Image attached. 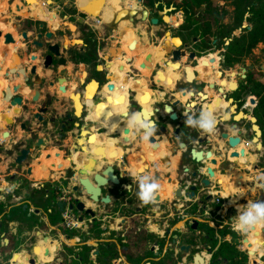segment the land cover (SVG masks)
I'll list each match as a JSON object with an SVG mask.
<instances>
[{
  "label": "flooded vegetation",
  "instance_id": "obj_1",
  "mask_svg": "<svg viewBox=\"0 0 264 264\" xmlns=\"http://www.w3.org/2000/svg\"><path fill=\"white\" fill-rule=\"evenodd\" d=\"M49 1L56 8L50 24L42 22L40 28L38 19H21L19 15L15 18L13 29L18 39L14 38V43L8 44L14 45L11 65L6 57L0 71V166L3 167L0 186H11L10 191L0 190L4 191L6 203L0 221V264L17 262L21 250L17 248L16 238L22 234L19 229L23 228L24 222L33 229H44L42 215L46 214L51 223L57 221L61 225L57 202L63 205V201L59 200L58 193L68 192L74 201L77 198L73 197L74 190L82 187L79 177L84 174L90 178L91 173L104 170L113 172L118 178L103 185L104 192L112 188V199L106 203H111L112 207L106 208L98 219L104 216L109 222H92L81 233L62 229L59 248L45 264H110L105 261L109 256L116 264H179L183 257L187 261L189 256L194 263L195 254L201 256L202 263L194 264H211L223 237L221 231L230 226L228 221L224 222L221 212L217 214L221 205L213 202V195L220 194L209 190H216V182L199 189L204 195L211 194L210 200H204L200 195L191 200L185 196L177 197L169 202L168 211L164 212L162 207H156V201L142 205L135 195L140 175L137 178L131 175L130 164L140 162L137 173L148 167L146 161L132 160L138 154L145 157L144 152L134 151L143 134L129 128L121 119V113L147 109L148 118L156 121L157 131H166V126L172 133L179 130L175 133L179 135L177 139L168 135L164 137L166 140L159 138L164 139L165 144H171L170 147L175 149L172 154H178L177 180L186 167L190 174L198 168L197 164L192 168L189 166L193 163L191 150L204 157L216 153L219 144L223 143L221 150L226 155L227 142L222 133H232L227 123H217L213 133L205 134L186 125L182 112L190 110L193 116H199L206 111L217 96L218 86L227 85L226 76L234 71L236 88L227 93L223 102L232 98L230 106L236 105L237 111H242V119L247 114L256 117L253 109L257 99L249 88L256 83L253 77L251 82L249 79L255 72L257 89H261L264 58L260 50L264 43L258 40L247 50L244 38L247 37L245 29L251 28L247 21L250 7L246 6L241 23H236L235 0H224V4L230 1L234 6L232 17H227L228 11L222 10L226 5L204 7L198 12L189 7V4H215L216 0L201 3L181 0L179 4L171 0H143L135 14L130 12L132 9H122L112 13L109 22H105L99 19L100 16L95 19L79 12L73 0ZM249 4L258 2L249 1ZM123 10L125 13L120 15ZM125 18L130 19L133 31L138 22L145 21L143 36H138L144 48L136 45L130 50L127 47L128 40L122 34L125 30L118 24ZM163 22H169L171 26L170 44ZM23 33L26 40L21 37ZM46 61L49 64L44 67ZM167 72H181L182 81L169 77ZM163 74L168 78H162ZM250 97L255 99L254 104L250 103ZM166 104L176 113L174 121L164 111ZM41 109L45 110L40 112ZM224 118L228 116L224 115ZM256 122L261 128L258 120ZM39 141L40 145L34 152H29L22 165L12 163L19 150L30 148ZM220 167H227V163L223 162ZM191 185L197 186L198 179L188 177V183H182L180 187L187 191ZM127 186H131V190L128 191ZM19 191L27 193L33 203L39 200V206L23 208L24 204L16 205L8 193ZM136 208H141L142 212L136 213ZM188 215L205 222L190 229L196 224L191 220L184 222ZM138 216L142 217L139 219L142 228L136 230L134 221ZM18 217L24 222L19 223ZM38 218L41 223H32ZM115 218L120 220L114 223ZM124 219L126 223L119 227ZM143 226L148 228L145 231L151 242L138 249L140 256L137 255L140 252L123 250V243L114 253H103L105 237L113 240L124 236L131 240L144 231ZM92 230H97L99 237L93 236ZM90 235L93 243L88 242ZM184 244L191 245L187 253L180 249ZM136 258L140 261L136 262ZM218 264L229 263L220 258Z\"/></svg>",
  "mask_w": 264,
  "mask_h": 264
},
{
  "label": "crops",
  "instance_id": "obj_2",
  "mask_svg": "<svg viewBox=\"0 0 264 264\" xmlns=\"http://www.w3.org/2000/svg\"><path fill=\"white\" fill-rule=\"evenodd\" d=\"M48 1L49 0H36V3L33 6L32 5L29 6L25 3V0H0V30H2L3 33L9 31L12 33L13 38L18 39V36L16 35V32L13 29L14 24H15L14 23L15 18L18 17V15H19V16H22V17H20L21 19H23V18H29V19H33V20L38 19L36 16V9L38 8L39 5L44 6L47 10L56 9L54 7V3L50 4L49 3L50 1L49 2ZM110 1L111 0H103V1H101V0H79V2H78V0H76L75 6H77V10L79 12H80V10L78 8L79 5H86L91 10H98V12H99L98 14L100 16L99 19L102 20V18H103V21L106 22L110 19L112 13L117 12V11L122 10V9H136V8H139L138 6L140 5V3L136 2L135 0H120L118 2L119 5L116 4L117 8H115V10L112 11L111 13L107 14L106 9H107L108 3ZM114 2H115V0H114ZM16 7H22V8L16 9ZM125 11L126 10L121 11L120 15L124 14ZM38 20H40L41 23L46 22L47 24H50L48 18H42V19H38ZM130 23H131L130 19H127V18L120 20L118 23L120 28L125 30V31H122V34L124 36V39L128 40L127 47L129 46L130 40L133 37H137L139 39V43L137 45H139L141 48H144L145 45L140 43L141 39L138 36H143L142 29L145 26V21L142 20L141 22H138L134 31L131 29ZM166 40H170L169 36L167 37ZM141 45H143V46H141ZM4 49L7 51V56H6L7 57L6 59L8 61L7 63H8V65H11L10 61H11L12 56H13L12 53L14 52V45L5 46L3 44L2 37H0V52ZM129 49L133 50L134 48H129ZM126 59H127V57H126ZM168 75H169V77H172L175 80H181L182 81L183 75L181 72H175V73L169 72ZM183 81H184V79H183ZM225 90H226V88H225ZM180 95H183V94H180ZM187 96L188 95H186V97ZM186 97H184V99H186ZM0 105H1V97H0ZM185 112H186V110L184 112H182V116L184 118H186L184 116ZM224 113H228V112H226V109H224ZM190 115H192V113ZM250 116H251V114H247V118H249ZM260 140L262 142V149L257 150V151L254 150V145L250 141H247L245 139L242 140L240 145L245 148V153H246L245 157H243L240 160V161L244 162L243 166L238 165L235 162H232L230 165V168L226 169L225 171L221 170L219 155H220V152L221 153L224 152L221 150L223 143L219 144V149L216 150V153H214L212 155L217 160V165L215 166V177L213 178V181L216 182V179H222L223 182H229L231 184L227 188V190H224L222 185H220V186L217 185L216 190H214V192L216 194L220 193V195L222 197L223 204L220 206V210H221V214H222V217L224 219V222L228 221L229 225H231V219L237 215L236 209H237L238 205H245L248 202V200L257 201L258 196L260 195V190H258V189L253 190L254 186L258 182H261V181H259L258 178L264 177V166L260 167L258 165L259 162L262 160V157H264V142H263L262 135H261ZM160 142H161V147L158 148L157 150H153L151 144L148 143L147 141H145L144 139H142V141L138 145H136V148L134 149V151H140V152L145 153L146 163H147L148 167L142 173H137L136 168L139 167V164H140V162L138 161L135 163H131L130 169L132 170L131 175L133 174L135 176V178L138 177V174L140 176L141 175L152 176L156 179V181L158 183L161 184L160 191L158 192V194L160 195V200L158 201V204L156 205V207H162V209H163L162 211L164 212V211H168V208L170 205L169 202L172 200H176V199H174V198H177L175 192L181 186V184L179 182V179L177 180L178 154H172L173 148L170 147L171 144L170 145L165 144L166 142L164 139L160 140ZM254 164L257 165L256 169L254 168ZM39 167L40 166H37L36 168H38L40 170L41 167L40 168ZM1 170H3L2 166H0V171ZM41 170H43V169L41 168ZM238 174H243L242 184L244 185V187H242L240 189H237L236 187H234V185L232 183L234 181V178ZM91 175H92V173H91ZM173 181H174V183H173ZM223 186H224V184H223ZM111 189L112 188L108 189L107 191H105V193L110 194ZM209 190L211 193H213V188H210ZM0 192H1L0 198H2L4 195V192L3 191H0ZM239 193H244V194L241 196H236ZM8 194H9V197L11 195L10 200H13V202L16 203V205L25 204L26 202H29L30 208L35 207L34 203L30 201V198L28 196H26L27 193L19 191V192H10ZM73 195L75 197L79 198L81 201H83L85 203L86 207L91 208L96 213V216H97L96 218L103 215L100 213L102 211H106V208L108 209L109 207L110 208L112 207L111 203L106 205V203L94 202L91 199H88V197H81V196H78L76 194H73ZM250 195H253V198H250L249 197ZM110 199H112V196H110ZM179 207H180V204H179ZM73 210L76 211L75 209H73ZM76 212H78V211H76ZM1 215H2V213H0V221H1V217H2ZM84 216L90 217L88 215H84ZM42 217H43V220L45 221V224H43V227H45L44 229H41V228H36V229L34 228L33 229L32 227L27 225L23 221V219L18 217L19 223L24 222V226L22 229L20 227L19 233L21 232L22 234L26 235L25 238H27L28 235L34 234L35 231H37V229H39L40 231L50 235V239H54L53 236H57L56 239H58L59 241H62L60 239H63V236H62L63 233L61 232L62 228H61V225L59 224V222L52 221V223H51L48 220V217L46 214H43ZM139 219H142V217L138 216V220L134 221V223H136V225H135L137 228L136 230H139V228H142V227H140ZM217 219H219L218 216H217ZM59 220H60V218H59ZM114 220H115L114 223H117L120 219L115 218ZM146 229H148V228L146 226H143V230L145 231ZM47 231H48V233H47ZM51 231H52V233H49ZM144 231H141L140 232L141 234L139 233L140 235H138L137 234L138 232H136L135 235L136 236L138 235V236L131 238V241H129L130 239L126 240V238L120 239L121 244L123 243L124 246L126 247L123 250H128V252L131 251L132 253L134 251L140 252V251H138V249L142 248V246L145 247L146 244L148 245L151 242V239L149 238V235H147L146 231H145V233H144ZM140 236H142V237H140ZM92 238H93L92 235H90V237L88 238L89 243H93ZM139 238H144V240L141 241L142 239H139ZM106 239L107 238L105 237L104 240H106ZM59 241H56L55 244L52 247H50L51 255L49 257L45 258L43 256V254L37 256V264H45V262H48L53 257L56 250L59 248V244H58ZM36 244L40 245L41 250H43L44 247L48 246L47 243H42V241H38V242L34 243V245H36ZM139 245H140V247H139ZM116 246L119 247V245H116ZM118 252H119V250H118ZM26 254L27 253H25L24 251H20L18 254L19 258H18L17 262H15V263L16 264L22 263L23 262L22 259L24 256H26ZM137 255L140 256L141 252H140V254L138 253ZM137 261H140V258H136V262ZM11 262H13V261H11ZM11 262H10V264H11ZM23 264H25V263H23ZM185 264H194V263L192 261V263L189 262V263H185Z\"/></svg>",
  "mask_w": 264,
  "mask_h": 264
},
{
  "label": "water",
  "instance_id": "obj_3",
  "mask_svg": "<svg viewBox=\"0 0 264 264\" xmlns=\"http://www.w3.org/2000/svg\"><path fill=\"white\" fill-rule=\"evenodd\" d=\"M103 1V0H101ZM138 3H141L143 0H135ZM25 3L29 6H33L36 3V0H25ZM22 7H16V9H21ZM80 12L85 13L87 15H89L92 18L97 19L99 16V12L98 10H91L89 9L86 5H79L78 6ZM132 14L136 13L135 9H132L130 11ZM55 13H56V9L53 10H47L44 6L39 5L38 8L36 9V16L38 19H42V18H48L49 22H51L52 20H54L55 17ZM165 20V17H164ZM64 24H67V22H65ZM176 24V23H175ZM43 26V24H39V27L41 28ZM71 29H74V27L72 25H70ZM0 37H2V41L3 44L6 46L8 44H13L14 43V38L11 32L7 31V32H2V30H0ZM22 39L26 40L27 36L25 33L22 34ZM39 37V36H38ZM35 43H37L38 45H40V43H38L37 41H34ZM139 43V39L137 37H133L130 42H129V47L133 48L135 45H137ZM143 46V45H141ZM50 49V48H49ZM51 51V49H50ZM56 56H58V53L55 52ZM7 56V51L4 49L0 52V71L3 69V67L5 66V58ZM50 57V56H49ZM49 57H47L46 59H49ZM178 58V56L176 57ZM128 59V58H127ZM48 61L44 62V67H46L48 65ZM162 76V73H159ZM158 74V77L160 79V75ZM165 75L163 74L162 78H168V77H164ZM226 77H228V83L227 85H223V86H218L217 89V96L214 98V100L211 102V104H209L207 106V110L206 111H211L214 116L217 119V123H219L220 125L222 124H228L231 132L232 133H222V137L225 138V141L227 142V148H228V153L226 155L225 151L223 153L220 152V166L223 162H225V164L227 163V167H224L221 170H226L228 168H230V165L232 162H235L238 165L243 166L244 162L240 161L243 157H245V148L242 147L240 144L242 142V136H244V139L247 141H250L253 145H254V150H261L262 149V142L260 140L261 135H262V130L259 127V125L257 124V119L254 116H250L249 118H247V115H244V119H242L240 116L242 115V111H237L236 109V105L230 106V103L232 102V98H230L227 102H223V99H225V97L227 96V93L229 91H233L236 88V82L234 80L235 77V72L232 71L230 73V75L228 74ZM60 82V81H59ZM58 82V84H59ZM61 83V82H60ZM226 88V90L224 89ZM249 101L251 104L255 103V99L253 97L249 98ZM230 106V107H229ZM224 109L228 110V113H224ZM45 109H41L40 112H43ZM164 111L165 113H169V117L171 118V120H175L177 118L176 113L174 111H172V108L170 107V105H164ZM186 112L190 115V110H186ZM193 115V114H192ZM225 116H228V118H224ZM161 127H165V126H161ZM160 127V128H161ZM166 131L164 132H159L157 131L155 133V135L153 137H151L148 141L150 143H152V149L153 150H157L158 148L161 147V142L159 140L160 137H166V135L172 137L173 139H177L179 135L175 134L177 133L179 130L175 129V132L172 133L171 129L166 126L165 127ZM186 131V130H184ZM166 140V138H164ZM29 141L28 139L26 140V144L28 145ZM40 145V141L33 144L30 148H23L21 150L18 151V153L16 155H14L13 159H12V163H14V165H22L27 156L29 155V152H34V149L37 148ZM181 146H183V144H181ZM175 149L172 150V152H174ZM135 158H139L140 161L143 163L146 161L144 155L142 154H138L136 156H134L132 158V160H134ZM190 160H192L193 163H191L190 168H192V166H194V164L198 165V168L195 170V172H193L192 174L188 173L189 169L188 167H186L183 170V175L181 177H179V182L180 184L184 183H188V177L190 178H197L198 179V185H191L189 186L187 189V191H182V188H178L175 192L176 197H181V196H185L187 197V199L191 200L193 199L194 196H204L203 199L204 200H210L212 195L211 194H206L204 195V193L199 190L204 189V188H208L209 186H212L214 184L213 178L215 177V166L217 165V160L210 154L208 153L206 156H202L201 153L199 152H194V150H191V157ZM178 167L180 166L179 163H177ZM109 167V166H108ZM204 168V169H203ZM254 168H257V165L254 164ZM199 170H203V173H199ZM143 170L140 169L138 171V173H142ZM242 178H243V174H238L235 178L234 181L232 182L234 187L236 188H240L243 187L242 186ZM118 180L117 176L108 170H104L101 172H97L94 173L90 176V178L87 175L83 176L81 175L79 177V183L82 185V187L80 189H76L74 190V194L81 196V197H88V199H91L94 202H101V203H108V201L110 200V194L109 193H105L103 191V185H105L106 183H113L111 181L114 180ZM118 183V182H116ZM174 183V181H173ZM160 184V183H159ZM216 184L218 186L222 185V187L224 188V190H227V188L231 185L229 182H223L222 179H216ZM224 184V186H223ZM161 186V184H160ZM198 186H200L199 188H197ZM190 191V192H189ZM220 194V193H218ZM160 200V195L157 194L155 201L158 202ZM75 204H70V208L71 209H75L76 211L80 212L81 214L79 215V219L83 218V215L86 214L90 217H92L93 222L97 219L96 217V213L89 207H86L85 203L83 201H81L79 198H75L74 199ZM57 205H59V212L62 210L63 205L59 202H57ZM29 206V202H26L24 204V208ZM50 212V211H49ZM136 213H140L141 208H136L135 209ZM36 214H38V211L35 212ZM105 211H102L100 214H104ZM116 214V213H115ZM30 215V214H28ZM191 220L192 222H195L196 226L191 225L190 229H196L197 225L199 223H204L205 221L202 219H198V218H194L192 216H187L184 219L185 221ZM98 221L100 223H106L109 222L108 219H106V217L103 216V218H99ZM41 219H35L32 220V223H41ZM121 224L119 225V227H122V225L124 223H126V220H121L120 221ZM31 225V224H30ZM140 227H142V225H140ZM134 234H136V232H134ZM21 234L19 236V238H16V241H18L17 244V248L20 249L21 251H24L26 254V256L23 257L22 259V263H18V264H37V256L43 254V256L45 258L49 257L51 255V251H50V247H52L56 241H59L58 239H50V235L40 231L39 229H37V231H35L34 234H31L30 237L29 235ZM249 237H257L258 239V243L264 244V228H258L256 230L255 233L250 234L247 237H244L242 239V242L246 244L247 246V253L248 255H251L252 257L255 255L254 253H252V251L250 250V247L252 246V243L249 241ZM122 238H126L124 236H120L119 239L114 238L113 240H103L102 242L109 244L112 243L115 246L119 245L121 246V242L119 243L120 239ZM24 240V241H23ZM128 240V239H126ZM38 241H42V243H47L48 246L44 247L43 250H41L40 245L36 244L34 245V243L38 242ZM131 241V240H129ZM90 248L93 247L92 245L89 246ZM191 245L190 244H184L180 247L181 250H183L185 253H187L190 249ZM108 248V246H107ZM115 248H118L117 246ZM126 248L123 245L124 249ZM142 249V248H141ZM254 254V255H253ZM106 262L110 263V264H116L115 260H111V256L106 257L105 259ZM200 262L202 263V258L199 254H195L194 256V263ZM11 264H16L15 262H11Z\"/></svg>",
  "mask_w": 264,
  "mask_h": 264
},
{
  "label": "clouds",
  "instance_id": "obj_4",
  "mask_svg": "<svg viewBox=\"0 0 264 264\" xmlns=\"http://www.w3.org/2000/svg\"><path fill=\"white\" fill-rule=\"evenodd\" d=\"M148 110L143 112L121 113V119L126 121L127 126L135 131L142 132L143 139L149 140L157 132L156 121L148 118ZM185 124L205 134H211L216 130L217 119L211 111H202L199 116L184 113ZM259 181L253 190H264V177L258 178ZM138 190L135 195L142 205H149L155 202L156 196L160 191V184L152 176L141 175L137 181ZM128 191L131 186H127ZM11 190V186L2 185L0 190ZM239 193L236 196H241ZM237 215L231 219L232 229L239 235L247 237L256 232L258 228H264V201L248 200L245 205L237 206ZM264 250V244L256 243L254 251Z\"/></svg>",
  "mask_w": 264,
  "mask_h": 264
},
{
  "label": "trees",
  "instance_id": "obj_5",
  "mask_svg": "<svg viewBox=\"0 0 264 264\" xmlns=\"http://www.w3.org/2000/svg\"><path fill=\"white\" fill-rule=\"evenodd\" d=\"M205 0H196L197 3H201ZM258 2L256 5L249 4V1H240L235 0V21L236 23H241V20L244 15V11L246 6H249L250 16L247 17V21L250 23L251 28L250 30L245 29L247 32V37L244 38L247 41V50L252 49V47L255 45V43L258 40H262L264 43V0L261 2V0H255ZM263 57H264V46H263ZM263 77V81L261 82V89H257V82H256V73L250 74L249 81L251 82L252 77L255 81L254 87L250 88V93L256 96L257 103L256 106L253 109L254 115L257 117L258 123L261 126L262 129V138L264 142V71L263 74H261ZM248 81V82H249ZM260 167L264 166V157H262V160L258 164ZM4 192V191H3ZM1 193V192H0ZM258 201H264V190H260V197ZM4 195L2 198H0V213L4 209ZM35 206H39V200L34 201ZM202 210V209H201ZM141 234V233H140ZM139 234V235H140ZM99 232L97 231L93 236L99 237ZM221 235L223 236L221 239V242L217 248L216 253L213 256V260L211 261V264H218V259H224L229 264H249L248 255L246 254V251H242L238 249V244L241 242L240 239L237 241L236 237H240L239 234H237L231 227H225L221 231ZM142 237V236H140ZM235 238V240H234ZM144 240V238H139ZM258 242V238L255 240V242ZM216 243V241H215ZM108 246V248H107ZM142 246V245H141ZM103 253H114L115 245L110 243L105 244L102 246ZM263 252V250L258 251ZM264 262V259H263ZM264 264V263H263Z\"/></svg>",
  "mask_w": 264,
  "mask_h": 264
},
{
  "label": "rangeland",
  "instance_id": "obj_6",
  "mask_svg": "<svg viewBox=\"0 0 264 264\" xmlns=\"http://www.w3.org/2000/svg\"><path fill=\"white\" fill-rule=\"evenodd\" d=\"M74 2H76V0H73ZM120 0H115V2H114V0L112 1H110L109 3H108V6H107V9H106V13L107 14H109V13H111L112 11H114L115 10V8H117L116 7V4L117 5H119V2ZM171 1H173L174 3H176V4H179L180 2H181V0H171ZM240 1H255V0H238V2H240ZM263 0H261V2H262ZM78 2H79V0H78ZM127 2V1H126ZM128 3V2H127ZM223 5H226V8L225 9H222V10H227L228 11V14L226 15L227 17L229 16V17H232V11H233V8H234V6L232 5V2H231V4H230V1H228V2H225V4H224V0H216V3L215 4H211V3H208L207 5H205V4H202V5H194V4H189V7L190 8H192V9H195L197 12L198 11H200L202 8H204V7H220V8H222L223 7ZM77 7V6H76ZM235 11H236V9H235ZM230 13V14H229ZM234 15H235V12H234ZM121 17V16H120ZM166 20V19H165ZM102 21H103V18H102ZM167 21V20H166ZM232 21V20H231ZM164 23V27L166 28V34L168 35V36H170V28H171V26H170V24H169V22H167V23H165V22H163ZM177 25V24H176ZM169 41V40H168ZM168 44H170V42H168ZM260 49V48H259ZM262 50V49H261ZM261 50H260V55H261V57L262 58H264L263 57V53H261ZM263 52V51H262ZM261 63H263V64H261V66L262 67H264V60L261 62ZM242 186L244 187V185L242 184ZM240 188H242V187H240ZM240 188H237V189H240ZM214 192V191H213ZM244 197V196H243ZM250 198H253V195H250L249 196ZM259 197H260V195L258 196V199H257V201L259 200ZM229 227H231V225L229 226ZM232 228V227H231ZM92 232L93 233H91V234H95L96 232H97V230H92ZM244 237L243 236H241L240 235V237H236V240L238 241L239 239H240V244H245V243H243L242 242V239H243ZM257 239V237H249V241L252 243V246L250 247V250L252 251V253H254L253 255V257L251 256V255H248V259H249V264H263L264 262H263V259H264V250H263V252L261 253V252H259L258 253V251H254V249H255V246H256V243H258L257 241L255 242V240ZM259 239V238H258ZM234 240H235V238H234ZM238 249H240V250H242V251H246L247 252V246H246V244H245V246H243V247H238ZM192 263V259L190 258V256H189V258H187V261L185 262V263Z\"/></svg>",
  "mask_w": 264,
  "mask_h": 264
},
{
  "label": "built area",
  "instance_id": "obj_7",
  "mask_svg": "<svg viewBox=\"0 0 264 264\" xmlns=\"http://www.w3.org/2000/svg\"><path fill=\"white\" fill-rule=\"evenodd\" d=\"M59 200L63 201V208L60 212V221H61V228L67 231H77V232H83L88 229V227L92 224L93 219L92 217H85L83 216L82 219H79L80 212H76L73 209H71L69 206L70 204H75L74 201H72V198L70 196V193L68 192H60L58 193ZM213 202L216 204L222 205V197L221 195H213ZM73 197H75L73 195ZM221 210L217 211V214L219 215ZM98 222V218L96 219ZM103 226V225H102ZM243 247L245 244H238V247ZM185 257L182 258L181 262L179 264H185Z\"/></svg>",
  "mask_w": 264,
  "mask_h": 264
},
{
  "label": "bare ground",
  "instance_id": "obj_8",
  "mask_svg": "<svg viewBox=\"0 0 264 264\" xmlns=\"http://www.w3.org/2000/svg\"><path fill=\"white\" fill-rule=\"evenodd\" d=\"M166 20H167V18H165ZM172 19H173V17H172ZM173 40H175V38L173 39ZM169 42V41H168ZM189 71V70H188ZM191 76V74H190V71L188 72V77H190ZM84 172V171H83Z\"/></svg>",
  "mask_w": 264,
  "mask_h": 264
}]
</instances>
